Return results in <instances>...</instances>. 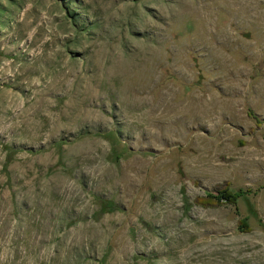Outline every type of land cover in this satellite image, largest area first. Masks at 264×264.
I'll return each instance as SVG.
<instances>
[{
	"label": "rangeland",
	"instance_id": "1",
	"mask_svg": "<svg viewBox=\"0 0 264 264\" xmlns=\"http://www.w3.org/2000/svg\"><path fill=\"white\" fill-rule=\"evenodd\" d=\"M0 264H264V0H0Z\"/></svg>",
	"mask_w": 264,
	"mask_h": 264
}]
</instances>
